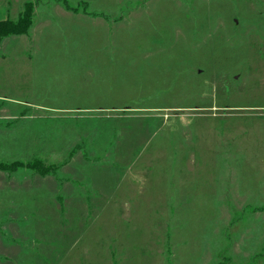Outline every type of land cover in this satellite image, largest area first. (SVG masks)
I'll list each match as a JSON object with an SVG mask.
<instances>
[{
  "label": "rangeland",
  "instance_id": "374dc122",
  "mask_svg": "<svg viewBox=\"0 0 264 264\" xmlns=\"http://www.w3.org/2000/svg\"><path fill=\"white\" fill-rule=\"evenodd\" d=\"M0 264H264V0H0Z\"/></svg>",
  "mask_w": 264,
  "mask_h": 264
},
{
  "label": "trees",
  "instance_id": "16d2710c",
  "mask_svg": "<svg viewBox=\"0 0 264 264\" xmlns=\"http://www.w3.org/2000/svg\"><path fill=\"white\" fill-rule=\"evenodd\" d=\"M33 25V6L25 5L23 11L16 20L5 19L0 20V40L8 37H16L27 35L29 29ZM5 169L0 165V170ZM223 264V263H219Z\"/></svg>",
  "mask_w": 264,
  "mask_h": 264
}]
</instances>
